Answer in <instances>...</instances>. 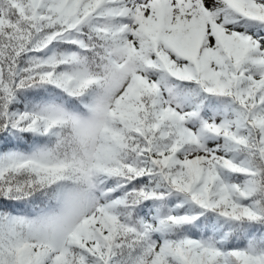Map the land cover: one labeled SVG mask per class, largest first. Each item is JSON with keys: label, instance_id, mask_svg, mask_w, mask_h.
Here are the masks:
<instances>
[{"label": "snow or ice", "instance_id": "6c2138e0", "mask_svg": "<svg viewBox=\"0 0 264 264\" xmlns=\"http://www.w3.org/2000/svg\"><path fill=\"white\" fill-rule=\"evenodd\" d=\"M0 264H264V0H0Z\"/></svg>", "mask_w": 264, "mask_h": 264}]
</instances>
